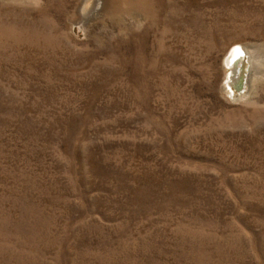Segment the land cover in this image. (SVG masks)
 Masks as SVG:
<instances>
[{"label": "rangeland", "instance_id": "rangeland-1", "mask_svg": "<svg viewBox=\"0 0 264 264\" xmlns=\"http://www.w3.org/2000/svg\"><path fill=\"white\" fill-rule=\"evenodd\" d=\"M86 1L0 0V264H264V0Z\"/></svg>", "mask_w": 264, "mask_h": 264}, {"label": "bare ground", "instance_id": "bare-ground-1", "mask_svg": "<svg viewBox=\"0 0 264 264\" xmlns=\"http://www.w3.org/2000/svg\"><path fill=\"white\" fill-rule=\"evenodd\" d=\"M90 4L99 6V0H87L81 12L85 14L88 8L87 5L89 6ZM98 6H96L97 9ZM92 10L96 11L95 8ZM225 66L229 69L225 89L230 90L232 93L236 91L240 95L243 94L252 79V53L246 47L234 45L231 51L226 54ZM240 66L244 67L241 69L242 71L240 70ZM240 77L241 79L239 80Z\"/></svg>", "mask_w": 264, "mask_h": 264}, {"label": "water", "instance_id": "water-1", "mask_svg": "<svg viewBox=\"0 0 264 264\" xmlns=\"http://www.w3.org/2000/svg\"><path fill=\"white\" fill-rule=\"evenodd\" d=\"M243 66V65H242ZM240 66V70L243 69L244 67ZM245 66V65H244ZM242 71V70H241ZM242 77V75H240ZM241 77L239 78V80L241 79Z\"/></svg>", "mask_w": 264, "mask_h": 264}]
</instances>
